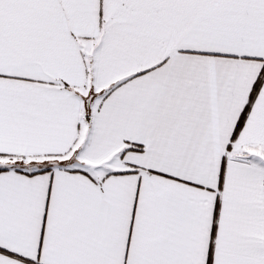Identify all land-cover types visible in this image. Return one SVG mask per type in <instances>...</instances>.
<instances>
[{
    "label": "snow or ice",
    "instance_id": "obj_1",
    "mask_svg": "<svg viewBox=\"0 0 264 264\" xmlns=\"http://www.w3.org/2000/svg\"><path fill=\"white\" fill-rule=\"evenodd\" d=\"M0 264H264V0H0Z\"/></svg>",
    "mask_w": 264,
    "mask_h": 264
}]
</instances>
